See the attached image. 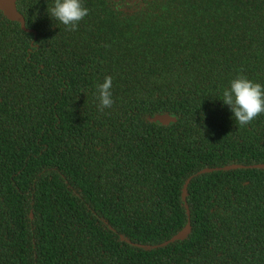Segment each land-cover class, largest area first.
Returning <instances> with one entry per match:
<instances>
[{
    "label": "trees",
    "instance_id": "obj_1",
    "mask_svg": "<svg viewBox=\"0 0 264 264\" xmlns=\"http://www.w3.org/2000/svg\"><path fill=\"white\" fill-rule=\"evenodd\" d=\"M81 2L0 13V264H264V113L222 102L264 86V0Z\"/></svg>",
    "mask_w": 264,
    "mask_h": 264
},
{
    "label": "clouds",
    "instance_id": "obj_2",
    "mask_svg": "<svg viewBox=\"0 0 264 264\" xmlns=\"http://www.w3.org/2000/svg\"><path fill=\"white\" fill-rule=\"evenodd\" d=\"M46 12L52 20L64 25L66 30L75 31L79 22L89 14V9L83 6L81 0H53ZM111 87V76H106L103 83L97 85L100 111L111 108L114 103ZM222 96L223 104L229 107L240 127L250 124L264 113V86L250 81L243 75H237L231 80L230 86L223 90Z\"/></svg>",
    "mask_w": 264,
    "mask_h": 264
},
{
    "label": "water",
    "instance_id": "obj_3",
    "mask_svg": "<svg viewBox=\"0 0 264 264\" xmlns=\"http://www.w3.org/2000/svg\"><path fill=\"white\" fill-rule=\"evenodd\" d=\"M15 1L16 0H0V13L1 15L10 22H16L18 23V26L21 31L29 33L32 32V30L26 29L24 26V20L22 16L18 13L15 7ZM148 121L156 124V125H171L176 121V118L174 115L169 114H159L154 115L151 118L147 119ZM238 165H231L227 167L228 169H235L238 168ZM253 168H264V164H258L253 165ZM205 170L201 171L204 172ZM184 193V189L182 190ZM188 230V227H185L180 233L177 234L174 238L181 239L184 237Z\"/></svg>",
    "mask_w": 264,
    "mask_h": 264
}]
</instances>
